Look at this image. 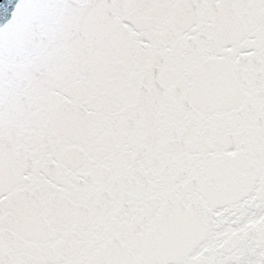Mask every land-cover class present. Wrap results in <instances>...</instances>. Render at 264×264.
Listing matches in <instances>:
<instances>
[{
    "label": "snow or ice",
    "instance_id": "obj_1",
    "mask_svg": "<svg viewBox=\"0 0 264 264\" xmlns=\"http://www.w3.org/2000/svg\"><path fill=\"white\" fill-rule=\"evenodd\" d=\"M0 264H264V0H0Z\"/></svg>",
    "mask_w": 264,
    "mask_h": 264
}]
</instances>
